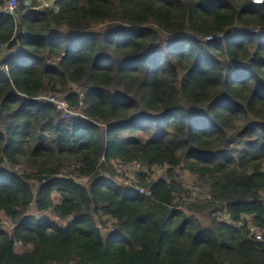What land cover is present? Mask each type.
<instances>
[{
  "label": "trees",
  "instance_id": "trees-1",
  "mask_svg": "<svg viewBox=\"0 0 264 264\" xmlns=\"http://www.w3.org/2000/svg\"><path fill=\"white\" fill-rule=\"evenodd\" d=\"M48 2L0 0V264H264V0Z\"/></svg>",
  "mask_w": 264,
  "mask_h": 264
},
{
  "label": "built area",
  "instance_id": "built-area-1",
  "mask_svg": "<svg viewBox=\"0 0 264 264\" xmlns=\"http://www.w3.org/2000/svg\"><path fill=\"white\" fill-rule=\"evenodd\" d=\"M5 1V5H4V11L7 12L8 14L11 15H15L16 11H17V7H18V2L19 0H4ZM44 1V0H43ZM45 2L48 3V0H45ZM46 5V4H45ZM220 38V36L218 37ZM77 92H79V90L76 89ZM39 100L42 102H49L54 104L58 110H60L63 114L64 117H71L72 116V111L70 110V107L68 105V103L64 100V99H59L57 97L53 96H41L39 97ZM121 168H124L126 170V175H129L131 178L135 179L136 181V175L139 172H143V170H145L146 167L142 166L141 164L138 163H134L131 165H120ZM78 182L80 183H88V178H84V177H76V179ZM137 182V181H136ZM124 184V182H123ZM140 194H143L146 192L145 189L137 186L135 188ZM186 196L189 197V199L191 201H194L196 199L199 198H203L204 195V191L202 189V187L200 186H196L190 189V192L186 193ZM0 228L1 230L5 231V230H14L15 229V224L12 223L10 220H2V222L0 223ZM249 231L252 237L256 238L259 241H263L264 240V230H259L258 228H256L253 225H249ZM15 247L18 249H26V247L20 243V242H16L15 243Z\"/></svg>",
  "mask_w": 264,
  "mask_h": 264
},
{
  "label": "rangeland",
  "instance_id": "rangeland-1",
  "mask_svg": "<svg viewBox=\"0 0 264 264\" xmlns=\"http://www.w3.org/2000/svg\"><path fill=\"white\" fill-rule=\"evenodd\" d=\"M48 5H49V2H48ZM47 4L45 6H48ZM105 29V26H99L97 27V30H103ZM55 97L57 98H61V96H57V95H54ZM153 170H151L150 172L153 174V177L154 178H157L159 176H162L164 175V169H160V168H152ZM118 170H119V175H117V180L121 183L124 182V185H127V186H133V187H137L136 185V181L135 179L131 178L129 175H126V170L124 168H121L120 165H118ZM143 171H149L147 168H145V170ZM76 179V177H75ZM183 182H184V185L186 188H193V187H196V186H199V184L197 185H194V182H195V179L190 175L188 174L187 172H181V178H180ZM84 184H87L86 182ZM203 191H204V195L207 194L206 192V189L203 187L202 188ZM3 220H7V219H3Z\"/></svg>",
  "mask_w": 264,
  "mask_h": 264
},
{
  "label": "crops",
  "instance_id": "crops-1",
  "mask_svg": "<svg viewBox=\"0 0 264 264\" xmlns=\"http://www.w3.org/2000/svg\"><path fill=\"white\" fill-rule=\"evenodd\" d=\"M32 213H35L34 211H32Z\"/></svg>",
  "mask_w": 264,
  "mask_h": 264
}]
</instances>
